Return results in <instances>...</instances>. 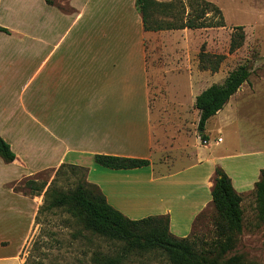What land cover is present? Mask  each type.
<instances>
[{
	"label": "crops",
	"instance_id": "obj_1",
	"mask_svg": "<svg viewBox=\"0 0 264 264\" xmlns=\"http://www.w3.org/2000/svg\"><path fill=\"white\" fill-rule=\"evenodd\" d=\"M186 31H144L135 0H0V138L16 156L0 157V264H27L42 194L18 188L43 181L42 173L48 186L60 169L83 167L86 185L124 217L166 216L178 238L201 234L210 222L216 167L237 193L250 194L264 148L224 146L220 136L244 83L207 120L200 145L195 98L217 84V73L208 83L198 61L180 52ZM167 151L179 153L163 164ZM95 154L149 164L113 170L97 165Z\"/></svg>",
	"mask_w": 264,
	"mask_h": 264
},
{
	"label": "trees",
	"instance_id": "obj_2",
	"mask_svg": "<svg viewBox=\"0 0 264 264\" xmlns=\"http://www.w3.org/2000/svg\"><path fill=\"white\" fill-rule=\"evenodd\" d=\"M135 7L140 14L142 28L147 32L169 30H196L210 27H221L222 13L220 9L206 0H178L162 3L157 0H135ZM211 14V18L207 15ZM162 15L164 20L156 19ZM168 17L169 21H165ZM215 18V21L213 20ZM242 30V27H235ZM243 43V34L233 33L230 38L228 53L234 52ZM224 55L199 53L198 67L202 71L216 73ZM250 75L245 65H240L225 77L222 83L212 84L195 98L194 108L199 112L197 130L201 141H206L203 133L205 123L221 110L229 98L245 83ZM0 157L5 162L16 159L9 145L0 138ZM93 160L102 167L119 170L133 169L149 164L147 159L120 157L114 155L95 154ZM79 175V176H78ZM76 177L73 186L67 191L52 188L58 179ZM86 169L69 166L65 171L60 169L48 186L45 181L27 180L25 193L39 196L42 203L38 207V215L51 210H63L76 219L77 224L94 235L124 243L130 249L147 251L159 250L167 257L170 264H242L243 256L234 254L227 260L222 257L233 249L238 241L237 236L243 228V194L237 193L224 171L216 167L211 189V204L214 214L210 217L212 236L209 241L198 235L178 238L169 232L166 216L147 217L130 220L112 208L92 186L85 183ZM19 189V188H18ZM249 195H253L256 204V218L264 222V169L254 184ZM203 217H197L195 226ZM202 243L205 247L198 244ZM234 244V245H233Z\"/></svg>",
	"mask_w": 264,
	"mask_h": 264
},
{
	"label": "rangeland",
	"instance_id": "obj_3",
	"mask_svg": "<svg viewBox=\"0 0 264 264\" xmlns=\"http://www.w3.org/2000/svg\"><path fill=\"white\" fill-rule=\"evenodd\" d=\"M157 1L169 3L178 0ZM206 1L220 9L223 26L183 32L185 35L182 38H185L186 42L182 45L180 41L179 50L187 55L188 62L190 59L198 61L201 51L209 55H224L214 78L217 84L222 83L228 73L238 66L245 65L248 68L250 75L242 89L245 96L233 100V113L230 114L228 127L220 133L223 139L221 145L227 146L232 141L244 143L247 141L255 142L264 148V0ZM207 16L211 18L212 15ZM156 19L164 20L162 15H156ZM213 20L215 21V18ZM165 21H169V18L166 17ZM237 26L242 27V30H236ZM241 32L242 45L234 52L228 53L231 35ZM160 52L162 48L159 41H155L153 53L156 56ZM153 62L157 64V61ZM158 64L161 68L165 61L160 59ZM203 72V79L210 83L211 72L208 70ZM250 89L253 91L252 94L248 92ZM208 123L210 130L212 123L210 121ZM200 145L205 144L200 141ZM178 153L179 151L172 153L167 151L159 158V162L169 164L172 161V154H175L176 158ZM155 157L154 154L153 158ZM48 176V173H42L37 179L47 181ZM76 177L58 179L52 188L67 191L72 188ZM19 190L28 192V189L21 185ZM26 207L29 211L30 203L27 202ZM242 210L241 234L237 236L238 241L233 244V249L227 251L222 260L225 261L237 254L243 256L242 264H264V222H259L256 218L253 195L244 196ZM211 230V224L207 220L201 231H198L201 233L198 236L209 241L212 236ZM27 243L30 244L26 252L27 264H170L165 254L159 250L130 249L122 242L94 235L77 224L76 219L57 209L35 217ZM197 244L198 249L200 246L201 248L206 246L202 243ZM231 262L229 261V264Z\"/></svg>",
	"mask_w": 264,
	"mask_h": 264
},
{
	"label": "built area",
	"instance_id": "obj_4",
	"mask_svg": "<svg viewBox=\"0 0 264 264\" xmlns=\"http://www.w3.org/2000/svg\"><path fill=\"white\" fill-rule=\"evenodd\" d=\"M219 141H220V139H217L216 142H219ZM203 143L206 145L207 144V141H203Z\"/></svg>",
	"mask_w": 264,
	"mask_h": 264
}]
</instances>
